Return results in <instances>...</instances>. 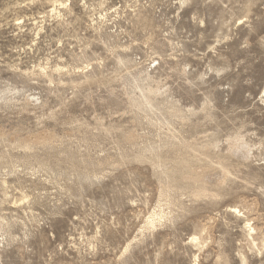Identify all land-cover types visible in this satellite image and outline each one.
Masks as SVG:
<instances>
[{
	"label": "rangeland",
	"instance_id": "374dc122",
	"mask_svg": "<svg viewBox=\"0 0 264 264\" xmlns=\"http://www.w3.org/2000/svg\"><path fill=\"white\" fill-rule=\"evenodd\" d=\"M0 264H264V0H0Z\"/></svg>",
	"mask_w": 264,
	"mask_h": 264
},
{
	"label": "bare ground",
	"instance_id": "6f19581e",
	"mask_svg": "<svg viewBox=\"0 0 264 264\" xmlns=\"http://www.w3.org/2000/svg\"><path fill=\"white\" fill-rule=\"evenodd\" d=\"M249 228H250V230L252 229V227H251V226H249Z\"/></svg>",
	"mask_w": 264,
	"mask_h": 264
}]
</instances>
